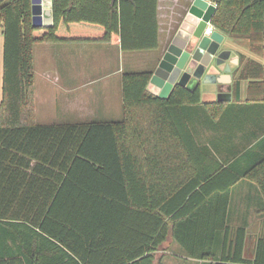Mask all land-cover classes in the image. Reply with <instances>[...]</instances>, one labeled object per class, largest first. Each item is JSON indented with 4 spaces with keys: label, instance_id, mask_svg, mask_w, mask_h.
Here are the masks:
<instances>
[{
    "label": "trees",
    "instance_id": "1",
    "mask_svg": "<svg viewBox=\"0 0 264 264\" xmlns=\"http://www.w3.org/2000/svg\"><path fill=\"white\" fill-rule=\"evenodd\" d=\"M53 15L35 27L31 0H0V264H155L169 238L201 264H264V235L248 250V227L228 221L239 180L264 196V157L247 170L206 162L200 124L221 120L225 103L203 102L199 85L160 98L152 71H128L120 120L37 121L35 45L156 49L158 0H53ZM211 23L263 55L264 0H218ZM248 77L244 67L235 100ZM258 77L248 98L264 102Z\"/></svg>",
    "mask_w": 264,
    "mask_h": 264
},
{
    "label": "crops",
    "instance_id": "2",
    "mask_svg": "<svg viewBox=\"0 0 264 264\" xmlns=\"http://www.w3.org/2000/svg\"><path fill=\"white\" fill-rule=\"evenodd\" d=\"M190 4L191 0H158L159 47L156 49L124 51L119 42L110 41L57 43L62 46H55L53 42L36 44L37 121L41 124L59 123L47 121L58 105H61L62 115L67 120L61 122L120 120L123 116V74L128 71H153L175 35L187 37L196 30L199 20L188 13ZM206 28L218 30L224 36L222 50L231 52L226 63L210 69L219 76L218 81L200 82L199 85L203 102L225 103L221 120L211 122L206 118L205 123L200 124L201 141L212 152L206 162L217 159L224 167L247 170L264 157V102L248 98L252 82L259 80L258 76L263 73L264 53L256 54L247 39L231 37L211 22ZM0 36L3 37L1 26ZM3 45L4 37L2 51ZM242 55L244 61L241 60ZM227 64L231 72H226ZM244 67L249 77L242 80L235 100L233 83ZM61 81L63 85L60 88L56 84ZM149 90L156 95L161 91L151 82ZM228 208L229 224L247 226L248 245L250 247L253 242L252 248H255L256 239H253L264 235V196L259 184L247 178L239 180L231 187ZM162 245L156 252L157 264H162L165 257H162L163 254L157 256L162 252ZM165 254V258L175 256L171 251Z\"/></svg>",
    "mask_w": 264,
    "mask_h": 264
},
{
    "label": "water",
    "instance_id": "3",
    "mask_svg": "<svg viewBox=\"0 0 264 264\" xmlns=\"http://www.w3.org/2000/svg\"><path fill=\"white\" fill-rule=\"evenodd\" d=\"M31 1L33 25L52 26L53 0ZM216 9L207 0H191L188 13L199 20L196 30L187 37L175 35L152 71L150 82L160 88V98H167L176 84L194 89L200 82L218 81L219 76L210 72V69L226 63L231 52L222 50L224 36L218 30H213L210 34L205 33ZM225 70L231 72L229 64ZM228 95L230 98V94Z\"/></svg>",
    "mask_w": 264,
    "mask_h": 264
},
{
    "label": "rangeland",
    "instance_id": "4",
    "mask_svg": "<svg viewBox=\"0 0 264 264\" xmlns=\"http://www.w3.org/2000/svg\"><path fill=\"white\" fill-rule=\"evenodd\" d=\"M3 37L0 36V95H1V82H2V64H3V59H2V55H3V51L1 49V43H2ZM55 46H62V44H57L55 43ZM62 59V58H61ZM39 62V61H38ZM58 87H62V81L56 84ZM1 101V99H0ZM61 105H58V109H53L51 116H49V118L47 119V121L49 122H61V121H67L65 120L64 116L62 115L61 109H60ZM57 110V111H55ZM38 111H39V104H38ZM39 121H42L41 118H39ZM255 239V238H254ZM253 242L252 244L248 245V250L249 248H252ZM161 253H158L157 256H159V254H163L162 257H166L167 255L165 254V252H169L171 251L175 256H168L167 258H163L162 264H201V261H194L193 258H191L190 256H188L186 254V252L181 248V246L179 244H175V242H173V240H171V238L168 239L167 242H165V244L162 245V249H161ZM251 253L248 251L247 256H250ZM175 257H177V259H174ZM157 264V263H155Z\"/></svg>",
    "mask_w": 264,
    "mask_h": 264
},
{
    "label": "built area",
    "instance_id": "5",
    "mask_svg": "<svg viewBox=\"0 0 264 264\" xmlns=\"http://www.w3.org/2000/svg\"><path fill=\"white\" fill-rule=\"evenodd\" d=\"M210 4H213L217 8L218 0H207ZM212 32V28H206L205 33L210 34Z\"/></svg>",
    "mask_w": 264,
    "mask_h": 264
},
{
    "label": "flooded vegetation",
    "instance_id": "6",
    "mask_svg": "<svg viewBox=\"0 0 264 264\" xmlns=\"http://www.w3.org/2000/svg\"><path fill=\"white\" fill-rule=\"evenodd\" d=\"M255 239H253V241H254Z\"/></svg>",
    "mask_w": 264,
    "mask_h": 264
}]
</instances>
